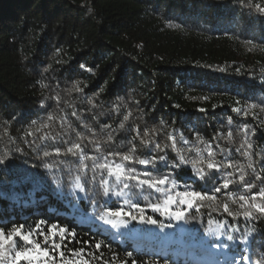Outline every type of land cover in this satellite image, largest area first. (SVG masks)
<instances>
[{"label": "trees", "instance_id": "trees-1", "mask_svg": "<svg viewBox=\"0 0 264 264\" xmlns=\"http://www.w3.org/2000/svg\"><path fill=\"white\" fill-rule=\"evenodd\" d=\"M248 3L264 7V0H0V156L6 154L0 163V225H25L27 232L44 220L50 241L59 239L58 231L48 233L50 225L66 227L80 241H104L111 249L105 258L114 254L128 264H264V218L235 216L245 210L238 197L256 195L260 203L258 189L264 187V13ZM245 130L253 133L247 136L250 157L236 151ZM168 137L176 150L150 151L153 142L171 144ZM75 142L97 161L65 154ZM44 151L52 155L43 157ZM209 151L216 160L242 165L245 182L255 187L249 192L243 183L231 184L216 193L213 185L224 183L220 172L227 176L233 169H208L215 180L199 179L196 168L206 167ZM165 153L172 163L183 155L185 165L159 161ZM129 154L132 161L120 159ZM148 158L156 163L137 162ZM60 161L52 170L45 167ZM94 163L107 168L94 172ZM117 164L125 171L168 175L177 187L159 186L161 193L147 185L125 190L108 174ZM77 175L83 192L76 188ZM103 179L109 181L107 197L98 183ZM193 190L216 199L194 200L193 209L169 205L168 214L184 211L181 220L149 207L163 208L168 196L178 201L177 193ZM116 191L126 194L118 198ZM125 200L138 203L157 224L131 220ZM225 203L233 216L224 211ZM101 210L121 211L108 218L126 220L127 226L105 224ZM225 222L234 241L216 234L217 224ZM10 249L8 243L0 248L9 262ZM77 260L84 264L88 257L72 264ZM49 264L64 262L57 255Z\"/></svg>", "mask_w": 264, "mask_h": 264}, {"label": "snow or ice", "instance_id": "snow-or-ice-1", "mask_svg": "<svg viewBox=\"0 0 264 264\" xmlns=\"http://www.w3.org/2000/svg\"><path fill=\"white\" fill-rule=\"evenodd\" d=\"M246 7L255 8L257 11L264 13V7H262L260 4H252L248 3L245 5ZM44 87V85H41ZM77 90L78 85H77ZM255 107V105H253ZM236 112H241L240 108L236 109ZM73 116L76 115L75 112L72 113ZM51 119V117H49ZM127 119V117H125ZM229 124L232 123L231 120L228 121ZM119 127L122 129L124 128V124H120ZM245 141L244 143H241L239 148L236 149V151L240 152L241 156L250 157L252 155V152L250 150L253 149V144L250 140L247 139L248 135H252L253 133L248 132V130H245ZM139 134V133H138ZM229 137L231 136V133L228 134ZM82 139V137H80ZM109 141L112 140V136L109 135L107 137ZM168 139L173 140L171 144H161L160 142H153L152 147L150 151H160L164 152L165 148H171L173 150H176V143L173 137H168ZM181 140H183V137H181ZM187 141H185L186 143ZM65 143H68V141H65ZM145 143H148L145 141ZM95 148H99L100 145L96 144L94 145ZM243 150V151H241ZM56 153L60 154V148H56ZM136 148L133 147L131 149V153H135ZM226 153L225 149L220 150V155L224 156ZM65 154H71L72 156H78L81 160H92L97 161V156H87V154L84 152V149L81 147V143L75 142L71 143L70 146H68L65 149ZM52 153L49 151L43 152V157H49ZM166 153L159 156V161L165 162L166 164H171L173 168L184 166L186 163V158L183 155H180L178 159H176L175 163H172L171 161L166 160ZM216 154L212 151L208 152V162L206 164V167H197L195 175L201 179V180H207V182H211L212 180H215V175L212 172H208V169H213L214 171H219L221 169L227 170V169H233V172L228 173L227 176L224 175V172H220L221 177L224 180V183L222 185H213V190L216 193H222V190H228L231 184H239L243 183V186L246 191H251L255 185H253L251 182H245V173H244V167L239 164L234 163H227L226 160H216ZM6 158V154L3 156H0V163H3L4 159ZM106 160L107 157H104ZM122 161H132L133 155H122L120 157ZM139 165L148 166L149 164H155V159L148 158V159H138L137 160ZM60 163H63L62 161L57 162L55 164L48 163L45 164V167L52 170L59 166ZM205 161L203 159L200 160V164H204ZM88 165L84 164L83 168L87 169ZM248 168H252L253 165L249 163L247 165ZM264 167V165H262ZM97 168L104 169L107 168V164H99L94 163L93 165V171ZM239 172L240 175L238 177V180H233L232 177L235 174V172ZM255 171V169H253ZM207 173V175H206ZM109 175H114L115 180L120 183L121 187L125 190H134L136 188H142V186L147 185L149 189H154L156 193L164 192L165 189L159 186L166 185L168 183L171 184L172 189H175L177 187L176 182L174 180H171L168 175H163L160 177L154 176L152 173L148 171H144L143 173L137 172L135 168H128L127 171H125L124 167L120 164L116 165V172L113 173L109 169ZM143 177V178H141ZM255 179L260 180L261 177L259 175L255 176ZM76 180V188H78L81 192L85 190L84 186L80 183L81 177L77 175L75 177ZM92 181H96V176L93 175L91 177ZM129 181H134L131 185L129 184ZM98 183L103 184L105 187L103 189V196H109L110 195V189L107 187L109 184V181L107 179H103L99 181ZM118 198L124 197L125 192L124 191H116L114 193ZM178 197H181L180 200H175L173 197L168 196L164 202L163 208H161L160 204L157 203H150L149 207L152 211L157 212H163L165 214L169 213V205L175 203L176 208L179 209L181 205H186L188 209H193L194 207V200H215L216 197L213 196H203L201 192L199 191H181L176 194ZM258 196L260 197L261 202L257 203V196H245L240 195L238 197L239 201H243V204L240 205L241 209H245L244 211L240 212L237 211L235 213V216H243L246 220H255L264 218V187H260L258 189ZM149 197L144 196V200L148 201ZM249 200H251V204H249ZM125 204L128 205L130 211L126 213L130 216L131 220H137L139 219L141 222H147L150 224H157V219H153L151 216H148L147 218L144 216V209L139 206L138 203L133 204L129 200H125ZM248 206L245 208V206ZM120 206L117 205V208ZM224 211L227 213L228 216H233V212L229 211L228 204L225 203L223 205ZM135 211H132V210ZM250 209H254L255 212H253ZM109 215L112 216H120L121 211H104L101 210V214L99 215V219L103 221L105 224H110L113 228H118L119 226H127V221H115L113 219L108 218ZM185 216V213L183 210H177L172 211L170 214L167 215L168 219H177L181 220ZM226 223H219L217 224L216 234L218 237L224 236L226 237L227 241L231 242L234 241L235 237L233 234H230L226 228ZM45 224L44 220H40L35 225L28 227L27 232L24 231L25 225H18L15 227H12L10 229L3 227L0 225V248L3 247L5 243H8L11 245V253L13 255V259L9 262L7 260L6 255L0 253V261H3V264H19L21 260L28 261V264H49V261L57 259V255L60 259L63 260L64 264H72L73 259L75 258H82L84 256L88 257V260L84 261V264H88L89 260L94 259L96 261V264H128L127 259L116 257L114 254L111 256H108L105 258L104 252H111V249L107 247V245L102 240H91V241H80L77 233L75 231H72L66 227H57V225L52 224L50 227H48V233L55 236L59 235V239H52L49 240V235L45 234L44 228L41 226ZM170 225H164V227H169ZM233 232L239 231L238 228H233ZM251 230H249L250 232ZM33 237V238H30ZM35 237H42L41 239H36ZM72 240L77 241L82 246L79 248H73L70 247V243ZM67 241V243H66ZM248 241H245L247 243ZM254 243V241H252ZM45 245V247H41V245ZM63 245V248H62ZM104 249V251H101V249ZM93 249L96 251L94 252ZM127 257L131 258L132 253L128 252ZM47 258V259H42ZM244 260H248V257H243ZM76 264H80L79 260L76 261ZM132 264H136V261L133 260ZM141 264H144L143 261H141ZM152 264H156L155 261H152Z\"/></svg>", "mask_w": 264, "mask_h": 264}]
</instances>
